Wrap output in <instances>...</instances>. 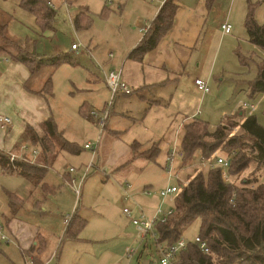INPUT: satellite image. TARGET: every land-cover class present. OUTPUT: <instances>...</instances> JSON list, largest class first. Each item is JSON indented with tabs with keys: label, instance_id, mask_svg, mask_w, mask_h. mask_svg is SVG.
<instances>
[{
	"label": "rangeland",
	"instance_id": "374dc122",
	"mask_svg": "<svg viewBox=\"0 0 264 264\" xmlns=\"http://www.w3.org/2000/svg\"><path fill=\"white\" fill-rule=\"evenodd\" d=\"M105 1L68 0L70 2L68 3L67 0H51L56 9L54 29L41 33L32 15L20 4V0H0V23L10 21L6 34L26 46L24 47L26 52L51 56L54 48L69 47L72 40L80 44L79 49L73 53L77 62L56 66L51 76L53 94L45 93L58 129L68 140L75 142L80 150L78 153L60 152L47 169L44 180L55 185V189L47 196L43 204L45 209L43 213L35 210L32 205L35 197L28 192V182L20 175L3 172L0 167V235L4 234L6 237H0V264H32L31 259L23 254L29 237L27 227L37 228L42 234L46 248L42 259L49 257L44 264H56L57 259L54 255L58 244L56 236L64 229L63 218H67L75 210L82 214L87 222L79 234L80 239L64 241L58 264H158L159 251L154 238L148 235L141 243L139 239H135V228L122 212L125 204L119 184L122 179L112 173L119 165L112 162L113 147L106 140L103 141L104 134L100 144H97L98 128L95 122L82 116L78 111L82 100L89 101L81 99L83 95L86 98L89 91L78 90L79 82L85 81L90 75L95 79L99 76V83H103L104 59L110 50L122 46L121 34L128 28L124 27V21L121 26L115 25L116 36L112 35L115 36L113 38L115 43L110 44L113 46H107L109 44L103 38H96L95 49L94 44L90 42L91 52L84 50L88 42L87 32L77 31L72 23V17L80 5L88 6L91 11H99ZM112 5L116 7V2L114 1ZM249 12H252L257 22L264 23V0H215L206 13L208 19L206 28L208 27L209 31L207 37L211 40L210 57L218 52L215 71L219 79L209 81L210 95L205 99L201 98L196 88L190 87L189 96L186 98V102L190 103L185 104L183 111L189 115L195 112L194 114L206 120L211 128H214L223 116L237 114L240 111L244 115L254 114L257 121L264 126V92L251 94L248 88L249 82L257 76L259 66L264 60V50L253 44L247 34L245 19ZM225 19L231 23L232 31L222 34L220 23ZM80 33L85 34L75 38L76 34ZM100 47L106 50L97 53ZM4 67L5 62H0V75ZM69 91H73L74 95L68 93ZM243 102L251 103L253 106L244 105ZM241 120L242 117L237 115L227 120V124H230L228 135L242 132ZM245 140L248 145L252 143V139L246 135ZM18 142H26L28 154L34 148L24 135L18 138ZM86 143L99 145L92 159L91 150L84 147ZM151 145L152 143L147 147ZM217 153L223 157L228 155L221 147ZM198 158L197 154L192 157L193 161H197ZM91 160L93 165L86 175L82 176L85 165ZM140 166L143 168H140L141 171L132 183L133 199L149 213L150 209L146 206L152 207L160 203L161 196L158 190L166 186L167 173L157 160ZM198 168L204 173L208 169L202 164H199ZM62 175H67L70 178H66L69 182L64 180ZM223 178L236 186H240L245 180L251 181L248 185L255 186L259 182H264V163L252 160L249 166L239 173L227 174V178L224 176ZM145 185L151 189L150 194L141 192ZM36 187L41 193L40 188ZM75 189H78V193ZM5 191L15 192L24 201L23 208L18 213L25 222L21 237H15L3 223V214L9 215L10 210ZM160 205L166 208L172 205V202L166 198ZM199 222V219H195L184 229L181 237L192 240L200 232ZM32 246L36 251L40 250V239ZM128 246L135 249L130 257L125 252Z\"/></svg>",
	"mask_w": 264,
	"mask_h": 264
},
{
	"label": "crops",
	"instance_id": "0c3cea01",
	"mask_svg": "<svg viewBox=\"0 0 264 264\" xmlns=\"http://www.w3.org/2000/svg\"><path fill=\"white\" fill-rule=\"evenodd\" d=\"M114 1L116 2V7L112 5ZM163 1L106 0L99 11H91L88 6L80 5L79 10L76 12L77 14L81 9H86L85 15L91 14L92 20L89 27L78 29L74 26L77 31L87 32L88 42L85 44L84 50L87 49L90 52L92 50L90 42L94 44L93 48L95 49L97 43L94 39L96 38H103L108 42L109 45L107 46H113L110 44L115 43L113 41V38L116 36L115 25L121 26L124 21V27H128L127 31L124 30L122 34L119 33L122 35V41L120 42L122 46L110 50L104 59L105 66H101L104 84L99 83V76L95 79V77H91L90 75L87 76L85 81L81 80L78 84V90H82L83 92L85 90L89 91V94L86 95L87 97L84 98L85 96L83 95L81 99H89L90 102L82 100L83 102L80 104V106L84 105L87 109L102 108L109 100L110 89L106 83V74L109 70L120 69L122 78L133 89L131 93L119 92L112 99L102 132H100L99 127L95 123L98 128L97 144H100L101 137L104 134L103 141L106 140L113 147L112 162L114 165L119 164L116 167L120 166V168L116 169L115 167L112 173L115 177L122 179L119 181L120 186L124 181H130L132 184L139 171H141L140 168H143L140 164L145 165L149 163L144 157L138 156L137 153L148 149L149 146L147 147V145L151 143L152 145L155 142L158 143L159 152L156 160L166 170V185L179 181V179L171 176L167 171V157L171 151H174V170L177 171L178 178H184L187 174L193 172L198 167V162L201 158L200 152L197 151L195 152L197 157H199L197 161H193L190 158L189 161L183 163L179 150L185 125L194 118H199L194 114L195 112L189 115L183 111L185 104L190 103V101L186 102V98L189 96V88H196L201 98L205 99L206 96L210 95V91H201L195 84L194 79L196 77L203 78L207 80L208 84L211 79H219L215 71L218 52L213 53L212 58L210 57L211 40L207 37L209 31L208 27L206 28V22H208L206 13L210 10L215 0L210 8H207L205 0H176L178 8L170 29L160 38L154 48L145 53L141 61L130 58L129 52L139 42L146 31L144 29L149 27L150 22ZM31 15L36 23L35 17L33 14ZM225 20L228 21V19ZM9 22V20L6 21V30ZM221 32L222 34H226L222 29ZM85 33L76 34L75 38ZM113 34L115 36H112ZM7 36L11 38L9 35ZM74 41L72 40L71 44ZM71 44L69 47L63 46L61 49L54 48L51 56L47 54L41 56L39 53L30 54L38 60L66 53L77 62L73 53L79 49L80 44L78 43L79 46L75 49L71 48ZM20 45L23 48L26 47L22 44ZM104 50L106 48L100 47V50L96 52L101 53ZM0 55H7L9 57L8 60L0 61L5 62L4 70L0 75V113H5L12 118L11 125L5 129L0 128V148L15 152L19 150L21 142H18V138L24 135L25 125L30 124L37 132H41L40 123L52 115L45 93L53 94L51 76L54 68L68 62H62L58 65L44 63L32 72L25 63L12 59L7 53H0ZM98 56L100 57L101 54ZM89 71L91 72V70ZM48 78H50V89L46 90L45 83ZM68 93L74 95L73 91H69ZM78 111L81 114L80 109ZM240 114L244 116V113ZM134 141L138 144L135 150L132 144ZM98 146L97 149L99 148ZM185 170L187 171L184 173ZM23 178L28 182V192L35 197L34 202L32 201L34 209L40 213L45 212L43 204L49 193L54 192L55 185L49 184L43 178V182L49 185L52 191H44V189L42 191L38 185L41 190L40 193L35 185L25 177ZM62 178L68 181L66 178L69 177L62 175ZM144 187H147V185ZM23 205L24 201H22L21 208L14 214H11L10 210L9 215L3 214V223L15 237H21L23 234L25 222L18 215ZM156 206L146 207L150 209L149 213H152ZM65 218L62 220L64 228L66 224ZM128 220L133 225L130 219ZM26 230L29 237L27 238V247L23 248V250L25 251L32 247L30 255L36 254L41 259L42 264H44L49 259V257L42 259L46 249L44 248L45 246H43V249L37 251L32 246L38 239L40 241L43 240L42 234L37 228L27 227ZM63 231L64 229L56 236L58 244L54 255L59 247ZM80 238L78 236L76 240ZM61 255L59 256V261L61 260Z\"/></svg>",
	"mask_w": 264,
	"mask_h": 264
},
{
	"label": "trees",
	"instance_id": "16d2710c",
	"mask_svg": "<svg viewBox=\"0 0 264 264\" xmlns=\"http://www.w3.org/2000/svg\"><path fill=\"white\" fill-rule=\"evenodd\" d=\"M213 2L214 0H205L207 8H210ZM20 4L33 14L41 33L54 29L56 9L50 0H20ZM177 8L176 0L163 1L143 36L129 52L130 58L141 61L145 53L157 45L172 26ZM85 13L86 9H81L74 16L73 24L76 28L90 26L91 14ZM245 27L249 40L264 50V23L257 22L252 12H249L245 19ZM5 30L6 22L0 23V53H7L12 59L25 63L32 72L44 63L58 65L62 62L71 64L76 62L66 53L46 60H36L25 51V48L9 38ZM248 88L251 94L264 92V60L259 66L257 76L249 82ZM45 89H50V78L45 83ZM79 109L84 117L96 123V119L90 114L91 109L84 105ZM240 113L242 112L223 116L214 128L200 118H194L187 123L179 150L182 162H187L197 151L202 157L213 159L221 147L228 154L225 171L229 175L247 168L252 160L264 163V126L257 121L254 114L243 116ZM233 115L242 117L240 121L242 132L228 135L230 124H227V120ZM40 127L41 132H37L30 124L24 127V136L39 149L35 159L29 161L16 157L11 162L9 159L11 150L0 148V167L5 173L20 174L33 185H39L42 191L44 189L51 192L49 185L43 182L47 169L59 152L64 150L77 153L80 149L58 129L52 115L44 119ZM245 135L252 139L251 144H247ZM132 144L135 150L138 144L135 141ZM158 152V143L155 142L137 154L149 162H155ZM118 168L120 166L116 167ZM202 171L197 167L186 177L178 178L179 189L171 201L172 213L165 221L156 223V240L172 243L181 236L188 225L199 219V235L206 240L209 252L203 253L194 243L189 242L187 248L179 252L175 264H264V182L254 186L248 185L250 180H245L240 186H236L223 178L221 165L209 166L206 173ZM5 193L10 212L14 214L21 208L23 199L14 192ZM86 222L87 219L77 210L68 216L55 253L56 264L64 241L77 239ZM0 237L6 238L1 235ZM43 246L42 240L40 250ZM31 250L32 247L23 250V254L31 259L32 264H42L36 254L30 255Z\"/></svg>",
	"mask_w": 264,
	"mask_h": 264
},
{
	"label": "built area",
	"instance_id": "2783aa9c",
	"mask_svg": "<svg viewBox=\"0 0 264 264\" xmlns=\"http://www.w3.org/2000/svg\"><path fill=\"white\" fill-rule=\"evenodd\" d=\"M222 31L224 33H228L232 29V25L229 21L225 20L220 25ZM146 30V29H144ZM79 46L77 42H74L71 44V48L75 49ZM9 57L7 55H0V61L1 60H8ZM195 84L201 91L203 92H209V84L207 80L196 77L194 79ZM106 83L110 89V98L109 100L102 106V108H91L90 114L92 117L96 119V125L99 127L100 132H102L105 120L108 116L110 105L112 103V99L117 95V93H131L132 87L128 85V83L122 78L121 76V70H109L106 74ZM244 105H249L250 107L253 106L251 103L243 102ZM12 123V118L5 114L0 113V128L5 129ZM85 148H88L91 150L92 156L91 159L95 157V154L97 152V145L92 143H86ZM27 144L26 142H22L19 146L18 152H10V161L13 162V160L16 157H21L23 159H27L29 161L34 160V157L39 152V149L34 146L32 151L28 154L26 153ZM31 154V156H30ZM205 167L214 166V165H221L223 167V176L227 178V173L225 171V167L228 165V160L226 157H223L221 155H217L213 159H206L204 157L200 158V163ZM93 165V161L91 160L85 165L83 175L85 176L90 167ZM73 168H70V171H72ZM167 171L168 173L177 178V171L174 170V151H171V153L167 157ZM184 182V181H183ZM179 189V182H173L170 184H167L164 188H160L158 190L159 195L161 196V202L164 201V199L168 198L172 201L174 193ZM75 191L78 193V189H75ZM121 191H122V199L124 201V205L122 207V212L130 219V221L133 223L135 227V239H139L140 243L142 239H146V237L149 235L150 237H153L155 240V243L157 244L158 251H159V258H158V264H175L178 254L181 250H184L187 248L189 242L194 243L201 252L208 253L209 252V246L204 238H202L199 234L195 235L192 240H185L181 236L176 239L172 243H166L163 241H157V232L155 229V225L157 222H163L167 219L168 215L172 213L173 206H167L166 208L161 207V202L159 205H157L152 213H146L143 207L140 205V203L134 201L133 199V191H132V184L130 181H124L121 184ZM141 192L143 194H150L151 189L147 187H143L141 189ZM68 221V217L65 218V222ZM2 237H5L4 234H1ZM133 247H126V255L128 257L131 256V254L134 252Z\"/></svg>",
	"mask_w": 264,
	"mask_h": 264
},
{
	"label": "water",
	"instance_id": "95a60500",
	"mask_svg": "<svg viewBox=\"0 0 264 264\" xmlns=\"http://www.w3.org/2000/svg\"><path fill=\"white\" fill-rule=\"evenodd\" d=\"M152 264V263H151Z\"/></svg>",
	"mask_w": 264,
	"mask_h": 264
}]
</instances>
